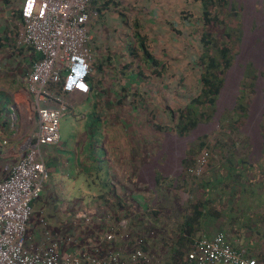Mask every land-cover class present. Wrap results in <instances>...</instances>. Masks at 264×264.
Returning <instances> with one entry per match:
<instances>
[{
	"label": "crops",
	"instance_id": "1",
	"mask_svg": "<svg viewBox=\"0 0 264 264\" xmlns=\"http://www.w3.org/2000/svg\"><path fill=\"white\" fill-rule=\"evenodd\" d=\"M164 1L167 4L170 3L169 7L176 4L177 13L174 9L172 13H169L167 12L169 8L166 10L160 8L156 11L153 19L156 23L158 19L162 20L168 16L177 15L178 19L180 13L183 14L190 5L187 0H181V3L180 0H161L162 6L166 4ZM9 2L11 1L0 0V180L8 176L9 168L20 159L32 140L33 131H36L39 126L36 95L29 89L28 77L33 71L34 64L41 58V54L36 53L21 42L19 30H22L23 24L20 13L23 0ZM109 3H118L119 6H123L124 10H127L130 8L131 0H98V6L102 9L105 8V12L92 21L96 33L93 32L94 40L91 42L94 55L92 54L91 59L93 75L88 80L90 92L87 94L78 91L68 93L64 92L58 84H48L47 91L50 95L42 101L45 106L59 108L63 106L62 102L67 103L64 115L75 114L78 117L86 118L84 113L90 110L91 113L90 117H87L89 125L85 133V142L83 139L78 145L72 141L66 143L64 140L56 145H48L50 148H45V150L42 148V156L48 168L49 177L45 182L41 196L38 198L39 200L36 199L33 206L34 209L41 211V219L39 223L30 220L29 235L31 239L29 244L44 243L47 240L45 229L48 228L52 233L53 240L63 244V248L69 246L70 241L69 243L62 242L65 237L58 239L57 232L59 228H62L61 236H65L73 230L72 224L67 221L71 217L68 212L70 202H73L75 198L85 202L89 196V204L91 202L90 197L94 196L100 198L101 208L103 207L102 210L106 214L104 221L97 224L95 220L88 217V211L93 212L94 218H96V214H99L95 207L89 205L88 207L77 208V205L71 204L70 207L76 213V218L73 221L75 231L82 222L85 231L89 228L90 232L93 233L91 240L93 239L99 246L109 245L112 249L115 247V250L119 248L122 250V256L125 260H128V254L132 249H141L143 254H146L148 262L142 256L139 264H153L151 261H156V264H170L174 247H178V244L175 243L178 235V220L182 216V212L184 213L183 207L180 206L189 204V201L205 200L211 188L218 187L220 188L217 194L218 200L210 203L216 208L219 207L223 214L218 218L203 220L200 227L201 232L197 238L186 245L187 248L183 252V257L181 256L183 263L188 252L199 238L213 236L217 232H223V229L226 228L230 241L245 251L247 256L255 257L259 260V264H264V248L258 245H261L264 239L261 238V233L256 231L257 228H261V187L252 189L258 184L253 180L256 178L250 177L252 190H249L248 196L243 197L241 192L235 193L231 186L228 188L227 184L226 188H221L222 185L218 183L220 181L218 175L223 168L222 162L213 175L207 173L196 176L197 174L191 172V174L186 173L187 175H185L186 167L192 162L197 163L196 161L201 156V150L198 143L194 144L190 143L189 140L183 141L182 139L180 141L181 135L176 131L178 116L175 118L178 111L173 112L174 116L171 117L168 112H163L159 119L154 117L155 111H157L156 113L159 112L158 105H153L154 108L148 109L152 114L147 120L148 125L150 122L151 131L155 132L151 134L153 137L150 140L147 136L142 135L150 134L142 128L134 127L136 132L127 131V118L132 119V113H137V108L146 102L142 96V102L138 103V97L135 95L140 92L137 90L134 92L131 89L137 80L130 79L139 78L138 81L142 82L146 89L144 81L149 78L148 69L152 66L148 60L152 59L151 57L156 52L149 50L154 48L153 35L155 32L153 29L156 25L153 22H147V18H153L152 15L142 13L140 9L138 14L140 12L143 14L139 19L140 29L130 30L127 22L131 21L132 17L134 20L136 15L131 11V13L126 11L125 14L121 15L116 9L107 6ZM123 24H125V30L121 31ZM102 30L111 33L113 36L112 41L108 42L106 47L98 42V39L102 38ZM163 34L164 32L158 31L156 37L163 38ZM138 35L141 38L144 37L145 40L138 42V37H135ZM117 36L120 37L119 42L116 41ZM170 40L168 38L164 40V43H161V39H159L155 46L157 49H164L167 45L173 47ZM122 44H128L130 48L133 46L136 56L130 58L125 52L123 53L120 50ZM106 49H108V54H104ZM147 50L151 53L149 58L145 54ZM163 56L165 55L163 54ZM163 56L159 52L155 54L156 58H160L162 64L165 62ZM104 74H106L107 79H105ZM122 77L125 80L117 84L116 81L122 80ZM188 100L185 95H177L172 100L168 98L166 103L171 104V106L175 105V109H178L181 106L185 107ZM86 105H89V109L85 108ZM148 106L151 105L148 104ZM108 116L111 117V121L106 124L105 119ZM167 117L170 120H167ZM167 122L169 126L165 129L164 124ZM93 128H98L104 132L107 140L104 144H94L90 141V133ZM161 135H163L162 138H160ZM178 136H180L179 140H172L173 137ZM138 143L147 144L138 147ZM45 153L48 154L46 158ZM146 160H148L147 164L144 162ZM214 164L218 165L214 161L209 163L210 166ZM104 171L105 173L101 174ZM84 173L91 176L90 178L96 186L98 182L104 180H108L110 183L108 187L102 185L101 189L99 186L98 190L93 192L94 195H91L93 193L87 195L78 187L81 195L79 197L72 196L70 192L74 187L72 182L76 180L77 176ZM100 174L104 177L99 179ZM157 180L163 182L162 185H157ZM121 183L125 184L124 188H121ZM186 189H190L191 193H188ZM227 189H230V195ZM133 193L141 194L143 199L134 197ZM129 195H132V201L127 203L126 200L129 201ZM239 197H242L243 200L240 204ZM160 201L162 202L160 203ZM118 202L119 204H117ZM150 205H158L161 209H181V211L172 217L171 220L175 223L169 225L167 220L162 223L164 218L160 215L152 218L153 220L143 227L144 225L139 218L132 216L133 211L143 214L146 210L148 211L147 206ZM128 210L131 213L129 217L130 228L124 229L123 234L118 235L117 240L113 241L115 246L104 242L101 232L107 227L108 230L112 228L109 225L117 226L127 213L129 215ZM80 212L86 215H80ZM242 212L247 214L246 219L239 217ZM84 217L87 223H83ZM109 218L111 220L106 224ZM165 226H169L171 229L168 230ZM101 228L102 231L100 232ZM253 242L258 246L249 251L244 245H251ZM261 256H263L262 259Z\"/></svg>",
	"mask_w": 264,
	"mask_h": 264
},
{
	"label": "rangeland",
	"instance_id": "2",
	"mask_svg": "<svg viewBox=\"0 0 264 264\" xmlns=\"http://www.w3.org/2000/svg\"><path fill=\"white\" fill-rule=\"evenodd\" d=\"M142 1L143 3L146 4V7H142L141 12L152 15L153 18L151 17L147 18V22H153L155 25H159V22L156 23L153 20L155 16V12L157 10H160V8L163 10H166L169 8L167 12L172 13L173 9L175 10L177 7L176 4H173L171 7H169L170 3L167 4L165 1H164L166 3L165 6L164 5L162 6L161 0H155V1L150 0L149 2L147 0H142ZM166 1H169V0H166ZM230 1L232 3V7L229 6V9L231 10V12L229 13V16H226V19L232 18L234 16V12H236L235 10L236 7H237V10H240L241 15H239L237 19L230 21L229 23H226V28L221 27V31L224 32V37L222 41H219V44L216 46L219 48H223L225 46V42L229 38V36H227L226 33H231L233 37H236V35H239V37L237 36L235 38L237 40L232 41L231 44L229 45L231 48L229 54L231 55L232 61L229 66H225V68H223L221 71L223 72V77L226 81L224 82V86L221 89V93H220L221 95L217 96L215 112L210 116L209 119L201 121L200 127H198L196 132L192 130L190 133H188V136L191 138L189 142L194 143V144L196 143L199 144L201 141V137H203L204 135H207L208 137L206 141L208 142L210 146V147H206L205 149L201 150V156L198 159V161H196L197 162L196 164L192 162L190 163L189 166H191V168L194 169L193 173L197 174L196 176H202L203 174H207V173H211L213 175V173L216 172V170H218L217 167L220 166L221 162H222L223 167L224 165L225 166L228 165V162L222 158L224 154H226L227 156L233 157V159L235 160H239V155L244 154L249 157V165H247L245 169L246 171V176L244 177L245 180L247 179V176L249 178L257 177L256 180L258 178L264 179L263 167H260L261 176L259 175L260 168H258L260 162H262L264 158V108L261 111V99H264V80L258 79L259 75H262L264 78V69H263L264 60L261 61L262 63L261 62L257 63V66H260L261 64V69L263 70H259L257 66L249 65L248 70L246 69L247 72L245 76H243V71H241V69L244 70L245 68V64H243V60L246 59L248 51L253 47L251 46V43L256 34V33H250L249 30L251 28V25H249V22L247 23V28H246V24L242 25L243 16L244 18L248 19V18H253L252 14H254L256 17H258V19H260V23L262 24L261 25L262 29H259L258 33L261 36L262 41L258 44V47L252 53V55L253 57L256 56L257 59L259 58L260 53L261 55H264V23L262 22L264 20V1L263 2L262 0H230ZM180 3H181V0H180ZM193 4L197 6V4H199L198 0H193ZM234 4H236L235 9H234ZM151 7H152L153 12L150 10ZM120 9H123V6H120L119 10ZM255 10L256 12L261 11V14L256 13ZM141 12L140 14H137L138 20L141 19L143 15L141 14ZM174 20H176V18H174L173 16H168L165 19L161 20V25L159 26V28L155 27L153 29L155 32V34L153 35L154 51H156L157 49V47L155 46V42L161 39V43H164L165 42L164 40L168 39V35L169 36L172 35L171 33H169L168 28L171 26L170 22H174ZM193 23H194L193 21L190 22L188 19H184V24L187 25L188 27L185 28L186 30H183V32L181 33L176 31V29H174L176 32L177 38L174 41V43H172V40H170L171 44H173L171 46L173 47H169V45H167L164 48V50L157 51L161 53V56H163V54L165 55L163 57L166 61V67L163 68L162 66H160L159 68H155L153 71L149 67L148 69L149 78L144 81V85L146 86V89L142 85V82L138 81L140 80L139 78L135 77V78L130 79V80H137V83H134L131 86V89L134 92L135 90L140 92L135 95V97H138V100H139L138 103L142 102L141 101L142 96L146 100V102L142 106H139L137 108L136 110L137 113H132L133 115L132 119L127 118L126 129L128 132H136L135 131L136 129H133L134 127L142 128L143 130H146L147 133H150V134H142V135L147 136L149 138L148 140L152 139L153 136L151 134L155 132L151 131L150 122L148 125V121H147L152 116V114L149 112L148 109L154 108L152 107L154 104L153 102L151 103V99L152 100L159 99V98L164 99L163 103H157L158 107H160L159 112L156 113L157 111H155V114H154L155 118L158 117L160 119L161 115L163 114L162 106L169 110L173 108L174 109L173 112H177L179 111L178 109H180V108L175 109L174 106H171V104L166 103L167 102L166 100L168 98L172 100L177 95H180V96L185 95V97L188 100L192 95L195 94L196 88L198 86L197 82L199 78V69L195 64L196 56L198 53L196 52L197 49L195 50V42L197 38L200 36L199 34L201 33L199 32V30H202V28L200 26L197 30L194 29ZM233 25L235 28H237V30L236 29L232 30ZM122 26L123 28L120 29L121 31L125 30L124 28L125 24H123ZM257 27L259 26H258V23L256 22L253 24L252 30L255 31ZM247 29H248V35L246 36ZM120 30L119 32H121ZM158 31L164 32L163 38L156 37V34H158ZM93 32L96 33V28L94 27H93ZM148 32H152V31H148ZM187 32H189V35ZM245 36H246L247 43L244 47V50L246 49V52L244 55L243 52L241 51V45H242V39ZM135 37H138L137 38L138 42H140L141 40L140 35L135 36ZM112 39H113V36L111 35V33L106 32V31L104 32L102 30V38L100 37L98 39V42H100L99 44H101L103 47H106V45H108V42L112 41ZM95 40H97V37H95ZM116 41L117 42L120 41L119 36H117ZM184 41L187 42L188 44L190 42L191 44H193V46H189V48H185L184 46H186V44L183 43ZM132 49L134 48L128 47V44H122L120 48V50L123 53L125 52V54L130 58L135 57L131 54ZM108 53H109L108 49H106L104 54H108ZM209 53L217 54V48H214V47L211 48ZM92 54L94 55V53ZM248 59L252 60L250 58ZM246 61L247 60H245L244 62ZM149 64L151 65L150 62ZM234 66H239L238 67L239 70L235 68L234 72L232 73V77L234 78L233 80L230 81L229 76ZM159 70L162 71L163 73L161 74V76L157 77L159 78V80H157L155 79V76L160 75ZM256 70H259V71H256ZM153 74H154V79H153ZM92 75H93V71L90 73V76ZM104 77L105 79H107L106 74H104ZM123 80L125 79L122 77V80H117L116 82L118 84V83H121V81ZM217 102L219 106V117L218 118H216V113L218 111ZM180 103H182V101H180ZM148 104H150L151 106H148ZM164 104H166L167 107L164 106ZM242 104H245L247 106V110H246L247 115L245 116L243 115L244 117H241L242 110H243L241 108ZM85 108L89 109V105H86ZM205 111L207 113H210L211 108L207 107L205 108ZM165 112L167 113V111ZM90 113H91V110L88 112H85L84 114H86L87 117H90ZM256 114L258 115V117H256ZM177 116L178 114L176 113L175 118ZM87 117L86 118H83L82 116L78 117L75 114L64 115L63 117H61L60 125H59L60 133H61L60 143H62L65 140L66 143L68 141H72L73 143L75 144L77 143L78 145H80V141L82 142L83 139L85 142V133L87 132L88 125H89ZM238 119L239 120L241 119V123L238 122ZM105 120H106L105 123L108 124L111 121V117L108 116ZM167 120H170V118L167 117ZM250 124H255L256 130L254 132L250 129L249 127ZM172 125H173V122H172ZM168 126H169L168 122L164 124L165 129H167ZM94 136H96L95 141H93ZM104 136L105 135L102 130H98V128H93L90 133V141L95 142V143L98 140L102 141L104 139ZM162 137L163 135H161L160 138ZM146 144L147 143H143V144L138 143L137 145L138 147H140L141 145H146ZM48 147L49 146H43V149L45 150V148H48ZM47 155L48 154L46 153L44 154L45 158L47 157ZM203 160L205 161V163L202 166L201 164ZM147 161L148 160L144 161L145 164H147L146 163ZM211 161L218 163V165L216 166L214 164L210 166L209 163ZM103 173H105V171L102 172L101 174ZM101 174L99 175V179L104 177ZM90 177H91L90 175H86L85 173L81 174V176L76 177V180L72 182L74 185L73 190H70L72 196L79 197L81 195L79 194L78 187L80 188V190H82L83 193H87L88 195L90 193L97 191L99 186L101 189L104 185L108 187V184L110 183L108 180L98 182L99 181L98 179L97 181L98 185L96 186ZM243 184H244L243 182L240 183L237 189L239 190L242 189ZM122 187L123 188L125 187L124 183L123 184L121 183V188ZM229 187L230 186H228V188ZM251 187L252 186H249L248 188L252 190ZM227 190L230 195V191H229L230 189H227ZM261 191H264V190L261 189ZM91 195H94V193ZM88 197L86 198L87 200L85 202L82 199L80 200L79 198H75L73 202H70V205L71 204L74 206L77 205V208H84V207H88L89 205L91 207H95L97 211L99 212V214H96L97 215L96 218H94V214L92 211H88L87 215L88 217L95 220L97 224H100L102 221H104L105 216H106L105 212L102 210L103 207L101 208V204L99 200L100 198L91 196L90 197L91 202L88 204ZM131 198H132V195H129L128 197L129 201H127V203L130 202ZM238 201L240 204L242 202V198L239 197ZM35 202L36 201L34 200L31 204L32 213H31L30 219L31 221L32 220L35 221V223H39L41 219V214H40L41 211L34 209L33 206ZM161 202L162 201H160V203ZM70 205L68 208V212L71 215V217L67 221H69L72 224L71 227L73 228V230L68 232V234H66L65 236H61L62 228H59L57 232V235L59 236H57V238L59 239L62 237H66L67 243H69V240L72 241L69 243L68 249H70L71 251H76L77 247H75V243L73 242L74 239H77L81 243V245H83L93 235V233L90 232L89 228H87L88 230L85 231L84 225L82 224V222H80V227L77 228V231L74 230L75 224H73L74 223L73 221L76 218V213L75 211H73V208L70 207ZM37 207L39 206L37 205ZM180 207H183V205ZM179 211H181V209L172 210L170 208H163V211L161 212L162 218H164L162 223L165 222V220L169 222V225L171 223H175L171 219L173 216H176L179 213ZM133 213H134L133 216L142 215V213H135L134 211ZM263 214H264V205L263 207H261V218ZM246 216L247 214L245 215L244 212H242L239 217L246 219ZM142 220H144V217H142ZM152 220L153 219H150L147 222H151ZM82 221L83 223H87V220L85 217L84 219H82ZM263 226H264V222H263ZM165 228H167L168 230L171 229L169 228V226H165ZM101 231H102V228L100 229V232ZM107 231H108V227L105 228L101 232L103 238L106 235ZM29 234L30 232L28 229L27 231L28 237L30 236ZM261 246L262 248H264L263 241L261 243ZM66 248L67 246L64 247V249ZM151 262L153 264H156V261H151Z\"/></svg>",
	"mask_w": 264,
	"mask_h": 264
},
{
	"label": "built area",
	"instance_id": "3",
	"mask_svg": "<svg viewBox=\"0 0 264 264\" xmlns=\"http://www.w3.org/2000/svg\"><path fill=\"white\" fill-rule=\"evenodd\" d=\"M93 1L24 0L22 4L21 42L41 54L28 77L29 89L36 95L39 126L20 159L9 168L8 176L0 180V264H139L142 256L148 262L141 249H132L125 260L122 250L99 246L91 237L83 245L74 239L77 250L71 251L53 240L48 228L47 240L42 244H29L27 236L31 204L40 197L49 175L42 148L58 142L60 119L67 106L65 102L61 108L43 105L42 101L50 95L46 86L53 82L60 83L68 93L89 92L87 80L92 59L89 22ZM109 226L112 228L104 241L115 246L113 241L117 240L119 230L128 226V220L121 219L117 226ZM66 240L65 237L62 242ZM184 264L259 263L245 251L234 249L226 235L217 232L197 240Z\"/></svg>",
	"mask_w": 264,
	"mask_h": 264
},
{
	"label": "trees",
	"instance_id": "4",
	"mask_svg": "<svg viewBox=\"0 0 264 264\" xmlns=\"http://www.w3.org/2000/svg\"><path fill=\"white\" fill-rule=\"evenodd\" d=\"M149 1L150 0H148V2ZM187 1L190 3V5L188 6L189 8L185 9L186 11H184L183 14L180 13L181 15L179 18L185 15L186 18L194 22L193 23L194 29L197 30L201 26L202 30H199L201 34H199L200 36L199 38H197L195 42V50L197 49L196 52H198L197 59H196V66L199 69L198 89L194 97H192L187 102L186 106L183 108L180 107V110L178 111V118H177L178 122L176 125L177 126L176 131L181 136L188 135V133H190L202 120L209 119L210 116L216 110L217 96L219 95L221 88L225 81L223 77V72L221 71L223 68H225V66L230 65L232 59H231V55L229 54L230 49H231L229 45L231 44L232 41H236L237 39L235 38L237 36L239 37V35H236V37H233L231 33H226V35L229 36V38L225 42V46L223 48H219L216 45H218L219 41H222L224 37V32L221 31V27L226 28V23H229L230 21L237 19L240 15V10H237L236 4H234V9L236 7L235 9L236 12H234V16L232 18L226 19V16H229V13L231 12V10L229 9L230 0H198L199 4H197V6L192 4L193 0H187ZM144 6L146 7V4L145 5L143 4V6L141 7H144ZM150 10L152 11V7L150 8ZM175 12L177 13L176 9H175ZM173 17L177 19V15ZM262 22L264 23V20ZM139 24H140V21L138 19H136L133 22L134 30L135 29L139 30V27H140ZM159 24L161 25V23ZM232 27H231L232 30H235V29L237 30V28H235L234 25ZM183 30H186L185 27L183 28ZM187 33L189 35V32ZM143 39L144 37L141 38V41ZM155 45H157V42H155ZM213 47L217 48V54L209 53V51ZM131 48H133V46ZM162 50L164 49H156V52L162 51ZM131 54L132 55L135 54L134 49L131 50ZM145 54L148 56V58L149 56L151 57V53L148 50L147 52H145ZM154 55L153 57H151L152 59L148 60V62H151L152 67L158 68L162 66L163 68H165L166 62L162 64V62L160 61V58L158 59ZM134 56H136V54ZM160 73L162 74L163 72H160ZM159 76L160 75H158L157 77ZM157 77H155V79L159 80V78ZM163 101L164 100L162 98H159V99L153 100V103L154 105H157V103H163ZM164 106H166V104H164ZM207 107L211 108L210 113H207L205 111V108ZM241 108L243 109L241 117H244L245 115H247L246 113L247 106L245 104H242ZM162 109H163L162 110L163 112L167 111L170 117L173 115V110H174L173 108L169 110L162 106ZM256 117H258L257 114H256ZM238 122L241 123V119L240 120L238 119ZM249 127L253 132L256 130L255 124H250ZM207 137H208L207 135H204L203 137H201V141L199 143L200 150H203L206 147H210L208 142L206 141ZM172 140H179V138L173 137ZM180 141L182 140L180 139ZM196 154H197V150H196ZM222 158L228 162V165L227 166L224 165V167L222 168L221 172H219V175H218V177L220 176V181H218V183L222 185L221 188H226L228 185L232 187V190L235 193L237 192L239 194L241 192L243 197L246 195L248 196V190H250L248 187L251 186V178H248L245 180L244 177L246 176L245 169L247 165H249V157L244 154H240L239 160H235L233 159V157L227 156L226 154H224ZM260 164L258 168L263 167L264 169V158H263V161L260 162ZM184 172H185V175L191 174L190 171H188L187 167ZM259 175L261 176V168L259 169ZM253 180L255 183L257 182L258 184L257 186H253L252 189H257L258 187H261V189L264 190V179L258 178L257 180L256 179H253ZM157 181H158L157 185H162L163 182H160V180H157ZM242 182L244 183L243 188L240 190L237 189L238 185H240V183ZM212 186H213V183H212ZM186 190L188 191V193H191L190 189H186ZM219 191H220V188L213 187L211 188L209 194L207 193L208 197L205 200H197L194 202L189 201V204H183L184 213L182 212V216L178 220L179 224H177L178 235L176 236L175 243L176 245L178 244V247L177 246L174 247V250L172 252V260L170 261V264H184L182 261V257H183L184 250H186L187 248L186 245L189 242L194 241L197 238V235L199 234V232H201L200 227L203 224V220L210 219V218H216V217L218 218L222 216L223 212L221 211V209H219V207L216 208L210 203L212 201H215L218 198L217 194ZM133 196L134 197L136 196L137 198L140 197L141 199H143L141 194H138V193L134 194ZM263 196H264V191H261V207H263L264 205ZM147 207H148V211L146 210L143 216L144 217L146 216L148 221L154 217L160 216L161 212L163 211V209L159 208L158 205L157 206L150 205ZM263 222H264V214L261 218V228L256 229V231H258L259 234L261 233V238L263 237L264 239ZM223 230H224L223 233L226 235V238L229 241L230 245L234 249L241 251L242 249L238 248L236 244H234L232 241L229 240L228 238L229 236L227 234L226 228ZM258 245L261 246L260 244ZM244 246L248 248L249 251L254 250L257 247L255 245V242H253L251 245L246 244ZM171 249H173V246H171ZM262 258L263 256H261V259ZM258 263H259V260H258Z\"/></svg>",
	"mask_w": 264,
	"mask_h": 264
},
{
	"label": "clouds",
	"instance_id": "5",
	"mask_svg": "<svg viewBox=\"0 0 264 264\" xmlns=\"http://www.w3.org/2000/svg\"><path fill=\"white\" fill-rule=\"evenodd\" d=\"M11 2H14V0H10ZM116 1V0H115ZM120 1V0H119ZM148 1V0H147ZM264 0H262V2H263ZM11 2H9V3H11ZM23 2H24V0H23ZM23 2H22V4H23ZM143 4L145 5V3H143V1L142 0H131V4H130V8H128L127 10H124V9H120L119 10V5H118V3H114V4H111V3H109L107 6H111L112 8H114V9H116L121 15H123V14H125L126 13V11H128V12H132V13H134L135 15H136V18L133 20V17H132V20L131 21H128L127 22V26H128V28L130 29V30H134V27H133V22L137 19V14H138V12L140 11V9L142 8L141 6H143ZM246 4H247V2H246ZM145 7V6H144ZM230 7H232V3H231V1H230ZM21 9H22V5H21ZM254 9H255V7H254ZM90 16H91V18H90V22H89V31H90V33L92 34V40H91V42L94 40V33H93V23H92V21H94V19H95V17H97V16H101L102 15V13H104L105 12V8L104 9H102L100 6H98V0H94L93 2H92V4H91V7H90ZM100 11H102V12H100ZM130 12V13H131ZM255 12H256V10H255ZM20 13H21V17H22V10H20ZM256 13H260L261 14V11L260 12H256ZM241 15V14H240ZM252 16H253V18H244V16H243V18H242V25L243 24H246V28H247V23L249 22V25H251V28H250V30L253 32V33H256L255 34V36H254V38H253V41H252V43H251V46H253L249 51H248V54H247V57H246V59L245 60H247L246 62H244L245 60H243V64H245V68H244V70H242L241 69V71H243V76H245V74H246V69L248 70V66L249 65H251V66H257V63L258 62H261L262 60H264V55H261V53L259 54V58L257 59L256 58V56L255 57H253V55H252V53L256 50V48L258 47V44L262 41V39H261V36L259 35V33H258V30L261 28V24H260V21L258 20V17H256L254 14H252ZM251 16V17H252ZM184 19H188V18H186L185 17V15H183V17H181V18H178V19H176V20H174V22H170V27L168 28V31H169V33H171L172 35H168V38H171V40H172V43H174V41L176 40V38H177V35H176V32H175V30L174 29H176V31H178V32H183V28L185 27H188L187 25H185L184 24ZM23 20V19H22ZM189 20V19H188ZM190 21V20H189ZM158 22L159 23H161V20L159 21V19H158ZM191 22V21H190ZM258 23V26L259 27H257V29L255 30V31H253L252 30V26H253V24L254 23ZM159 26H160V24L159 25H156L155 27H158L159 28ZM243 28V27H242ZM139 29H140V27H139ZM157 30V29H156ZM177 32V33H178ZM247 35H248V29H247ZM199 38V37H198ZM185 42V41H184ZM247 43V42H246ZM246 43H242V45H241V51L243 52V54L245 55V52H246V49L244 50V47H245V45H246ZM185 44H186V46H184L185 48H189V46H192V44L189 42V44L187 43V42H185ZM242 48H243V50H242ZM150 51H154V48H151V49H149ZM155 56V55H154ZM248 58H250V59H252V60H249ZM196 59H197V56H196ZM166 62V61H165ZM262 63V62H261ZM195 64H196V60H195ZM35 65V64H34ZM34 67V66H33ZM258 68H259V70H263V69H261V64H260V66H257ZM159 68V67H158ZM234 68H235V66H234ZM151 69H152V71L155 69L154 67H151ZM177 70V69H176ZM233 70V69H232ZM259 70H256V71H259ZM160 71V70H159ZM91 72H92V64H91ZM90 72V73H91ZM160 72H162V71H160ZM153 76H154V74H153ZM160 76H161V73H160ZM155 77H157V76H155ZM259 78L258 79H260V80H264V78H263V76L262 75H259L258 76ZM89 78H90V75L88 76V80H89ZM88 80H87V82H88ZM226 81V80H225ZM224 81V82H225ZM259 81V80H258ZM49 84H58V85H60V88L62 89V86H61V84L60 83H49ZM88 84H89V82H88ZM167 84H169V83H167ZM197 84H198V82H197ZM48 86V85H47ZM47 86H46V89H47ZM89 86H90V84H89ZM223 86H224V84H223ZM222 86V87H223ZM91 89V88H90ZM184 89V88H183ZM197 89H198V86H197V88H196V91H197ZM222 89V88H221ZM63 90V89H62ZM64 91V90H63ZM196 91H195V93H196ZM64 92H66V91H64ZM79 92V91H78ZM89 92H90V90H89ZM88 92V93H89ZM70 93H73V92H70ZM82 93V92H81ZM220 93H221V91H220ZM219 93V95H221ZM84 94H87V93H84ZM195 95V94H194ZM194 95H193V97H194ZM192 98V97H191ZM164 100V99H163ZM189 101V100H188ZM187 101V102H188ZM153 102V100L151 99V103ZM145 102H143L140 106H142L143 104H144ZM150 103V104H151ZM154 104V103H153ZM187 103H185V105H186ZM217 106H218V102H217ZM182 108H183V106H182ZM218 112H219V106H218V111H217V115H219L218 114ZM63 117V116H62ZM200 124H201V122L196 126L197 128L198 127H200ZM195 127V128H196ZM193 129V131H196V129ZM59 133H60V128H59ZM188 135H186V136H181V138L182 137H187ZM178 138H180V136H178ZM33 139V138H32ZM96 140V136H94V138H93V141H95ZM105 136H104V139L101 141V140H98L96 143L95 142H93L94 144H104V142H105ZM32 141V140H31ZM60 142V134H59V140H58V142L57 143H55V145L56 144H58ZM52 145H54V144H52ZM46 146H48V145H46ZM44 162H45V160H44ZM203 163H202V166L204 165V163H205V161L203 160L202 161ZM45 165H46V163H45ZM12 167V166H11ZM10 167V168H11ZM47 167V166H46ZM188 168V171H190L191 173H193L190 169H191V166H188L187 167ZM182 170H183V168H182ZM47 171H48V168H47ZM48 173H49V171H48ZM48 177H49V175H48ZM48 177H47V179H48ZM47 179H46V181H47ZM117 184V183H116ZM119 184V183H118ZM41 196V195H40ZM122 199H124V198H122ZM125 200V199H124ZM126 201H128V200H126ZM117 204H119V202L117 203ZM130 211H132V209H129ZM128 210V211H129ZM130 211H129V215H128V213L124 216V218L123 219H127L128 220V226L126 227V228H124V229H128V228H130V220H129V217L131 216V213H130ZM134 214V213H133ZM143 214H145V213H143ZM143 214L142 215H140V216H137L138 218H139V220H141V222L143 223V225L144 226H146L147 225V221H148V219H147V217L145 216H143ZM133 216V215H132ZM142 217H144V220H142ZM31 220V219H30ZM111 220V218H109V221ZM29 224H30V221H29ZM29 224H28V229H29ZM106 224H108V222H106ZM28 229H27V231H28ZM124 229H121V230H119V234L118 235H121V234H123V230ZM118 233V232H117ZM118 237V236H117ZM30 239H31V236H30ZM29 238H28V240H30ZM185 262V261H184Z\"/></svg>",
	"mask_w": 264,
	"mask_h": 264
},
{
	"label": "water",
	"instance_id": "6",
	"mask_svg": "<svg viewBox=\"0 0 264 264\" xmlns=\"http://www.w3.org/2000/svg\"><path fill=\"white\" fill-rule=\"evenodd\" d=\"M246 36H247V33H246ZM246 36L242 39V43L244 44V43H246L247 42V40H246ZM257 58V57H256ZM262 94V93H261ZM263 108H264V99H261V111L263 110ZM218 114H219V112H218ZM219 117V115H217L216 114V118H218ZM198 129V128H197ZM196 129V130H197ZM196 132V131H195ZM194 132V133H195ZM180 139H182L183 141H188V140H190L191 138L189 137V136H187V137H182V138H180Z\"/></svg>",
	"mask_w": 264,
	"mask_h": 264
},
{
	"label": "bare ground",
	"instance_id": "7",
	"mask_svg": "<svg viewBox=\"0 0 264 264\" xmlns=\"http://www.w3.org/2000/svg\"><path fill=\"white\" fill-rule=\"evenodd\" d=\"M259 21H260V19H258ZM261 24V23H260ZM262 25V24H261ZM260 29H262V28H260ZM250 31V33H253L251 30H249ZM245 60V59H244ZM239 66H235V68H237L238 70H239V68H238ZM235 68H233V70L235 69ZM233 70L231 71V73H230V76H229V80L231 81V80H233V78L234 77H232V73H233ZM237 75V74H236ZM230 81H229V83H230Z\"/></svg>",
	"mask_w": 264,
	"mask_h": 264
}]
</instances>
